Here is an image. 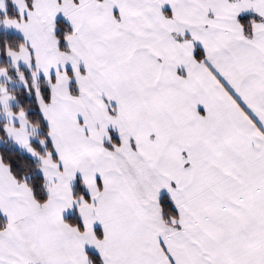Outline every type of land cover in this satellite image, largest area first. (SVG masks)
<instances>
[{
    "label": "snow or ice",
    "instance_id": "snow-or-ice-1",
    "mask_svg": "<svg viewBox=\"0 0 264 264\" xmlns=\"http://www.w3.org/2000/svg\"><path fill=\"white\" fill-rule=\"evenodd\" d=\"M0 264H264V0H0Z\"/></svg>",
    "mask_w": 264,
    "mask_h": 264
}]
</instances>
